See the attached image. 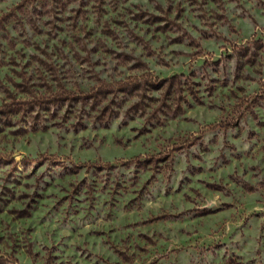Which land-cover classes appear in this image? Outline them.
<instances>
[{
    "label": "rangeland",
    "instance_id": "obj_1",
    "mask_svg": "<svg viewBox=\"0 0 264 264\" xmlns=\"http://www.w3.org/2000/svg\"><path fill=\"white\" fill-rule=\"evenodd\" d=\"M0 264H264V0H0Z\"/></svg>",
    "mask_w": 264,
    "mask_h": 264
}]
</instances>
